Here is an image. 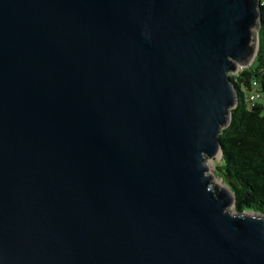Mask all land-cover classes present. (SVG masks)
Returning a JSON list of instances; mask_svg holds the SVG:
<instances>
[{
  "label": "water",
  "instance_id": "1",
  "mask_svg": "<svg viewBox=\"0 0 264 264\" xmlns=\"http://www.w3.org/2000/svg\"><path fill=\"white\" fill-rule=\"evenodd\" d=\"M261 22V0H0V264H264V215L206 165Z\"/></svg>",
  "mask_w": 264,
  "mask_h": 264
},
{
  "label": "trees",
  "instance_id": "2",
  "mask_svg": "<svg viewBox=\"0 0 264 264\" xmlns=\"http://www.w3.org/2000/svg\"><path fill=\"white\" fill-rule=\"evenodd\" d=\"M258 32L259 48L251 67L230 79L239 101L230 124L222 130V161L218 164L223 182L235 195V212L264 215V0ZM258 99L252 101L251 96Z\"/></svg>",
  "mask_w": 264,
  "mask_h": 264
},
{
  "label": "rangeland",
  "instance_id": "3",
  "mask_svg": "<svg viewBox=\"0 0 264 264\" xmlns=\"http://www.w3.org/2000/svg\"><path fill=\"white\" fill-rule=\"evenodd\" d=\"M257 36H258V26H255L254 27V39H257ZM255 42V46H254V51L257 50V44H256V41ZM243 70V69H242ZM232 75H236V74H232ZM261 103L264 104V97L260 100ZM222 161V154L221 155H218L213 161L212 160H207L206 161V165L209 169L208 171V174L209 175H214L217 179L223 181L222 177H221V173L219 172L218 170V164L221 163ZM224 183V182H223ZM225 184V183H224ZM226 185V184H225ZM213 188H219L221 189L222 187L218 186L215 182L213 183ZM235 205L234 204H231L229 207H228V211L231 213V214H235Z\"/></svg>",
  "mask_w": 264,
  "mask_h": 264
},
{
  "label": "bare ground",
  "instance_id": "4",
  "mask_svg": "<svg viewBox=\"0 0 264 264\" xmlns=\"http://www.w3.org/2000/svg\"><path fill=\"white\" fill-rule=\"evenodd\" d=\"M219 155H221V153H219ZM214 182H215L218 186H220V187H222V188H226V186H225V184L223 183V181L217 179L216 177L214 178ZM251 216L258 217V215H253V214H251Z\"/></svg>",
  "mask_w": 264,
  "mask_h": 264
},
{
  "label": "built area",
  "instance_id": "5",
  "mask_svg": "<svg viewBox=\"0 0 264 264\" xmlns=\"http://www.w3.org/2000/svg\"><path fill=\"white\" fill-rule=\"evenodd\" d=\"M252 101H255L256 99H258V96H256V95H253V96H251V98H250Z\"/></svg>",
  "mask_w": 264,
  "mask_h": 264
}]
</instances>
